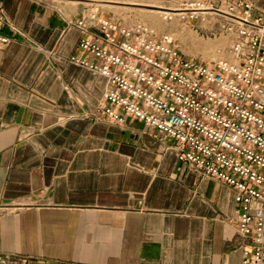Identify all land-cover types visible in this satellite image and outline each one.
I'll return each mask as SVG.
<instances>
[{"label":"crops","instance_id":"obj_1","mask_svg":"<svg viewBox=\"0 0 264 264\" xmlns=\"http://www.w3.org/2000/svg\"><path fill=\"white\" fill-rule=\"evenodd\" d=\"M2 2L0 264H242L233 187L140 120L93 118L108 78L72 59L81 12Z\"/></svg>","mask_w":264,"mask_h":264},{"label":"built area","instance_id":"obj_2","mask_svg":"<svg viewBox=\"0 0 264 264\" xmlns=\"http://www.w3.org/2000/svg\"><path fill=\"white\" fill-rule=\"evenodd\" d=\"M235 35L233 59L188 56L169 33L92 9L76 24L84 36L72 59L108 78L94 119L128 117L174 139L181 163L233 187L242 264H264V9L248 0H183L184 25L207 11ZM164 17L173 18L170 12ZM14 28L0 0V47Z\"/></svg>","mask_w":264,"mask_h":264},{"label":"rangeland","instance_id":"obj_3","mask_svg":"<svg viewBox=\"0 0 264 264\" xmlns=\"http://www.w3.org/2000/svg\"><path fill=\"white\" fill-rule=\"evenodd\" d=\"M68 15H87L92 9L110 15L125 24L144 23L159 35L169 33L177 45L191 57L202 60L233 59L231 53L235 35L222 28L223 16L212 12L184 25L177 10L183 0H41ZM160 10V12L158 11ZM162 10V11H161ZM164 11V12H163ZM170 12L173 18L164 17ZM175 12V13H174Z\"/></svg>","mask_w":264,"mask_h":264},{"label":"bare ground","instance_id":"obj_4","mask_svg":"<svg viewBox=\"0 0 264 264\" xmlns=\"http://www.w3.org/2000/svg\"><path fill=\"white\" fill-rule=\"evenodd\" d=\"M106 1V0H104ZM133 1V0H132ZM179 7L175 8L174 10H178ZM160 12V10H158ZM162 11V10H161ZM164 12V11H163ZM207 12H210V10H208ZM175 13V12H174Z\"/></svg>","mask_w":264,"mask_h":264}]
</instances>
